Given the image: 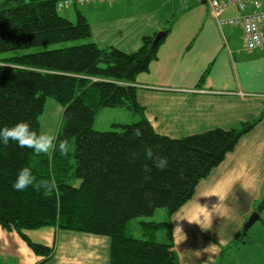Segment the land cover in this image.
Wrapping results in <instances>:
<instances>
[{
	"label": "trees",
	"instance_id": "1",
	"mask_svg": "<svg viewBox=\"0 0 264 264\" xmlns=\"http://www.w3.org/2000/svg\"><path fill=\"white\" fill-rule=\"evenodd\" d=\"M58 2L3 1L0 54L90 38L87 18L78 11L77 22H70L59 14ZM155 36H145L133 53L91 42L0 60V128L28 122L40 134L46 100L53 98L63 107L65 119L57 145L62 140L71 145L67 156L59 151L38 156L15 142L0 143V225L16 231L36 254L49 259L53 252L32 242L26 231L54 227L110 238L107 264H180L173 244L128 236V222L152 217L162 208L170 219L262 120L264 112L238 128H216L183 138L158 134L138 102L137 87L138 76L149 71L165 40L153 44ZM119 107L137 114L139 120L119 125V130L96 131L97 113ZM136 128L143 130L140 139L132 136ZM148 147L167 158L166 170H158L146 158ZM24 167L32 169L37 180L54 178L58 192L46 196L34 186L16 191L13 184ZM75 180L80 181L78 186ZM143 226L167 229L170 221L143 222Z\"/></svg>",
	"mask_w": 264,
	"mask_h": 264
},
{
	"label": "crops",
	"instance_id": "2",
	"mask_svg": "<svg viewBox=\"0 0 264 264\" xmlns=\"http://www.w3.org/2000/svg\"><path fill=\"white\" fill-rule=\"evenodd\" d=\"M174 1H182L181 6L188 7L186 0L108 2L120 17V33L127 47L142 44L145 36L166 33L158 59L151 63L147 73L137 78V85H142L138 88V102L155 131L183 138L216 128H238L244 122L258 119L264 112V24L262 45L250 51L245 47L241 27L220 29L209 0H192L199 3L189 8L188 13L198 11L191 21L185 17L188 13L183 19L179 16L181 6H174ZM261 5L264 11V3ZM237 15L238 11L231 8L222 17ZM228 32L232 33L227 36ZM168 64L175 67L165 71ZM208 68L205 82L199 87V80ZM262 200L264 116L224 161L200 181L192 199L170 218L168 243L174 245L180 264H216L222 248L236 244L234 241L254 212L260 215L255 224H263L264 207L256 209ZM247 233H243L244 237ZM26 235L32 242L52 248V257L36 254L16 231L0 225V264L110 261L108 237L54 227L29 230ZM244 237L239 241L243 242Z\"/></svg>",
	"mask_w": 264,
	"mask_h": 264
},
{
	"label": "rangeland",
	"instance_id": "3",
	"mask_svg": "<svg viewBox=\"0 0 264 264\" xmlns=\"http://www.w3.org/2000/svg\"><path fill=\"white\" fill-rule=\"evenodd\" d=\"M165 0H163L164 2ZM258 1V0H257ZM260 3H264V0H259ZM174 6L183 5L182 1H174ZM188 7L185 9L183 6L179 7L177 13L183 19L184 14L188 13L189 8L198 5L199 1L186 0ZM114 4V3H113ZM112 3H97L92 6H72L71 8H65L59 10V14L64 18L70 20L72 23L77 22V12H81L89 21L91 25V37L88 39L69 42L66 44H55L49 46L34 47L31 49H23L16 52H9L0 54V60L8 58L22 56L26 54H32L42 50H50L59 48L62 46L71 45H82L87 43H95L99 48L115 47L126 53H133L137 51L141 45L129 48L127 47L126 41L121 36V21L120 17L117 16L116 10L111 8ZM196 12H189L185 16L189 21L191 17H194ZM198 16H203L202 10L198 13ZM181 19V21H182ZM232 32H228L229 36ZM126 40L128 38L126 37ZM238 45H241V41L238 38ZM175 65L168 64L165 71H169ZM143 74V73H142ZM141 74V75H142ZM197 75V73H195ZM196 77V76H195ZM139 117L137 114L132 113L124 107L119 108H104L100 110L96 115L94 128L96 131L107 132L112 130H119V125L131 124L137 122ZM64 109L63 107L53 98H47L45 108L42 116L40 117V133L47 132L56 135V137L62 132L64 127ZM73 163V162H72ZM73 183V182H72ZM74 184L78 186L79 180H75ZM263 200L259 205L256 206L257 210L264 207ZM263 224H255L244 237L243 233L236 238L234 241L236 244H230L229 246L222 248L220 259L217 260L216 264H264V208L262 213ZM169 222L168 210L165 208L156 210L152 217L146 218H135L128 222L126 228V234L135 238L159 242L168 243L170 241V231L167 229L159 230H147L143 226V222ZM244 237L243 242L239 240ZM93 257V261H94Z\"/></svg>",
	"mask_w": 264,
	"mask_h": 264
},
{
	"label": "clouds",
	"instance_id": "4",
	"mask_svg": "<svg viewBox=\"0 0 264 264\" xmlns=\"http://www.w3.org/2000/svg\"><path fill=\"white\" fill-rule=\"evenodd\" d=\"M132 136L134 139L142 138L143 130L140 128L134 129ZM10 141L15 142L20 148L33 150L38 156L41 154L50 155L56 151H59L61 156H67L71 152V145L67 140H62L57 145L56 135L47 132L37 134L28 122H19L11 127L0 128V143L7 146ZM145 156L153 161V166L158 170L167 169V158L156 155L151 147L145 149ZM32 186L38 192L43 189L46 196L58 192V185L54 178L51 180H37L32 169L24 167L18 172L13 188L18 192H23Z\"/></svg>",
	"mask_w": 264,
	"mask_h": 264
},
{
	"label": "built area",
	"instance_id": "5",
	"mask_svg": "<svg viewBox=\"0 0 264 264\" xmlns=\"http://www.w3.org/2000/svg\"><path fill=\"white\" fill-rule=\"evenodd\" d=\"M114 0H59L58 8H68ZM210 10L216 18L220 29L225 27H241L246 49L253 51L263 43L264 11L256 0H209ZM253 9H250V8ZM236 9L238 15L224 18L223 13L228 9Z\"/></svg>",
	"mask_w": 264,
	"mask_h": 264
},
{
	"label": "water",
	"instance_id": "6",
	"mask_svg": "<svg viewBox=\"0 0 264 264\" xmlns=\"http://www.w3.org/2000/svg\"><path fill=\"white\" fill-rule=\"evenodd\" d=\"M166 33L164 31H160L157 33L154 39L153 44H157L161 39L165 37ZM260 219L259 212H254L249 220L244 225V233H247V231Z\"/></svg>",
	"mask_w": 264,
	"mask_h": 264
}]
</instances>
